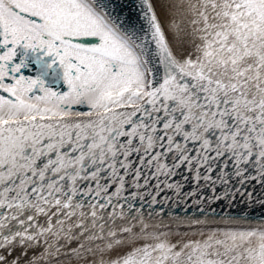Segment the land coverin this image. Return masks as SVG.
Wrapping results in <instances>:
<instances>
[{"label":"snow or ice","instance_id":"6c2138e0","mask_svg":"<svg viewBox=\"0 0 264 264\" xmlns=\"http://www.w3.org/2000/svg\"><path fill=\"white\" fill-rule=\"evenodd\" d=\"M140 8L147 35L98 0H0V264H24L8 249L41 240L47 247L28 264L52 257L87 264L89 255L100 257L93 264H264V224L173 241L171 233H148L131 202L151 196L152 205L159 203L160 186L147 191L145 166L155 169L153 177L186 166L197 185H215L210 162L223 156L233 161L240 185H264V0H140ZM186 19L200 41L194 52L182 39ZM17 49L40 54L38 64L50 62L25 76L26 57L17 63ZM55 66L63 93L43 79ZM134 154L140 167L133 166ZM169 154L171 166L162 162ZM249 166L255 175L247 174ZM128 176L136 189L130 196ZM217 179L229 183L224 173ZM166 186L180 195L181 185ZM212 191L209 203L253 197L241 188ZM117 219L123 223L112 227ZM66 221H73L67 230ZM173 223L208 222L175 217ZM61 238L83 240L62 253ZM141 240L154 243L137 247ZM125 245L127 255L119 251Z\"/></svg>","mask_w":264,"mask_h":264},{"label":"water","instance_id":"95a60500","mask_svg":"<svg viewBox=\"0 0 264 264\" xmlns=\"http://www.w3.org/2000/svg\"><path fill=\"white\" fill-rule=\"evenodd\" d=\"M98 3L104 4L107 10L115 17L120 20H127V26L136 31L137 35H147L148 34V24L147 21L142 18V12L140 8V0H98ZM154 66L159 70L158 78H162L163 69L158 64V62L153 58ZM159 150V149H157ZM194 154V153H193ZM212 155H215L214 153ZM131 159L134 161V167H140L139 157L133 155ZM173 161L172 154H169L168 157L162 158L163 163H167L171 166ZM214 171L211 173L214 180H217V183L213 185L211 182H205L201 180L199 184L193 179L194 172H191L187 169L186 166H182L179 169H173V175L165 176L159 175L153 177L155 173L154 168H149L145 166L143 172L145 176H148L150 183L147 187V191L155 193L156 185L160 186V195L157 197L159 203L152 205L151 196L146 197L143 201L136 199L131 202L135 205L136 208L141 210L142 217L146 222H167L168 220H173L175 217L182 219H206L208 217L219 218V219H235V220H244V221H253L258 223H264V185H261L258 182L249 181L245 185H240L235 173V167L233 161L228 158V156H223L217 158L215 161L210 162ZM204 172V169H201ZM221 173L225 174V177L228 179L229 183L223 184L217 179L220 177ZM248 175H255L254 169L248 167ZM128 191L124 195H129L132 191H136L131 187L132 176L127 178ZM103 182V181H102ZM84 182H82L83 184ZM179 184L180 195H176V189H169L167 184ZM213 187L215 188L218 194H222L226 190H234L235 188H241V191L247 193H253L252 199H249L247 195L240 196L236 195L234 199L225 198L223 200H212L209 203V199L213 195ZM83 190V189H82ZM110 189V191H113ZM146 189H140V191H145ZM196 191V196H187L186 193ZM200 197H204L202 203H194L193 201L197 200ZM79 199V197H77ZM123 203V201H120ZM203 208L204 211L201 212L200 209ZM63 219V217H60ZM54 222L56 216L53 217ZM154 222V223H155ZM123 221L117 219L115 225H119ZM134 223H136L134 221ZM12 225H9L11 227ZM108 225H106L107 227ZM79 229H73V233L78 235ZM62 239L61 241H63ZM83 238H81L82 241ZM67 241V240H65ZM58 246L61 247V250L64 249L58 243ZM76 246H78L76 244Z\"/></svg>","mask_w":264,"mask_h":264},{"label":"bare ground","instance_id":"6f19581e","mask_svg":"<svg viewBox=\"0 0 264 264\" xmlns=\"http://www.w3.org/2000/svg\"><path fill=\"white\" fill-rule=\"evenodd\" d=\"M185 26L187 28V33L188 35H185L182 37V39L185 41L184 46L186 48H188L190 51H195V45L199 44V38L198 36H194L191 35L192 30H193V26L188 22V20H185ZM54 216H52V220L54 222L53 219ZM38 222L42 225V226H47V217L44 216H40L37 217ZM187 220V219H186ZM195 220V219H193ZM202 221H207V224H201V225H192L191 227H188L187 225L185 226H181L180 228H177L175 226V224L173 223V220H168L167 222H146L148 223L149 227L146 229V231L148 233H171L172 235L170 236V239H172L173 241H177L179 239H183L185 241H189V240H198V239H203L204 236H200L198 234V232L200 231H205V230H217V231H223L229 228H235V229H241V230H245L248 228H256L258 225H262L264 223H258V222H253V221H244V220H240L241 223L240 224H226L225 221L229 220V219H219V218H212V217H208L206 219H200ZM235 220V219H234ZM239 221V220H238ZM73 223V221H66L64 228L65 230H67V228L69 227V225H71ZM137 223V227L134 229V231L139 232L140 231V226ZM165 225H169V227H165ZM181 233L182 236L181 237H177L175 235V233ZM184 233H187L188 235H183ZM195 234V235H194ZM164 237L162 236L161 239H163ZM50 241H57V237L54 236H50L49 237ZM61 239L58 240V243L64 247V249L61 250L62 253L68 252L70 253L71 250L73 248H78L80 243L82 241L79 240H72V241H61ZM81 240V239H80ZM96 243H100V241H96ZM151 244L154 243V241L152 240H141L137 242V247L142 246L144 244ZM76 244L78 246H76ZM47 247V245L44 244L43 240H41V242L38 245H33L31 248H24L23 251L20 250V246L17 245V247L14 249L9 248L8 252L12 254V258L13 259H19V260H23L24 264H28L29 260H33L36 258H39L41 253L44 251V249ZM129 247L127 245L122 246L119 251L122 253L128 252ZM113 255H116L115 253ZM105 257H108V255H105ZM93 259L95 260H99L100 257L96 256L95 258H93L91 255H89L88 257V262L87 264H93ZM61 260H64V257H61ZM42 264H59V262L57 261V259L55 257L49 258L48 261L42 262ZM66 264V261H65ZM82 264V262H81Z\"/></svg>","mask_w":264,"mask_h":264},{"label":"flooded vegetation","instance_id":"af4514ba","mask_svg":"<svg viewBox=\"0 0 264 264\" xmlns=\"http://www.w3.org/2000/svg\"><path fill=\"white\" fill-rule=\"evenodd\" d=\"M0 52H2V50H0ZM39 55L40 54L34 55L31 52L26 53L23 49H17V63L19 62L20 58L26 57L27 67L22 69V73L25 76L35 77L39 74L38 70L42 68L43 64L50 62V58H45V61L38 64L37 61L39 60ZM43 79L46 82V87L50 88L51 90L57 91L59 93L67 91L62 80V70L58 66H55L52 70L47 72V74L43 76ZM74 110L78 112L88 111L86 106H74Z\"/></svg>","mask_w":264,"mask_h":264},{"label":"rangeland","instance_id":"374dc122","mask_svg":"<svg viewBox=\"0 0 264 264\" xmlns=\"http://www.w3.org/2000/svg\"><path fill=\"white\" fill-rule=\"evenodd\" d=\"M208 231H209V230H205V231H203V232L205 233V236H204L203 239H205V238L207 237V233H208ZM213 231H217V230H213ZM198 233H199V232H198ZM198 240H200V239H198ZM142 246H143V245H142ZM139 247H140V246H139ZM127 253H128V252H125V253H123V254H124V255H127ZM104 259H105V260H108L109 257H104Z\"/></svg>","mask_w":264,"mask_h":264}]
</instances>
